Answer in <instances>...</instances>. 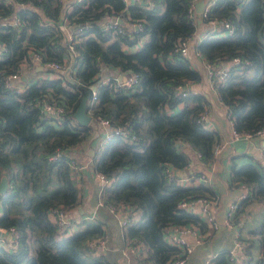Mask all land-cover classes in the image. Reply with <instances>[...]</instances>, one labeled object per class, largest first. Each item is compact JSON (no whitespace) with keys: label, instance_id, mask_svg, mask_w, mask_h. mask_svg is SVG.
Returning <instances> with one entry per match:
<instances>
[{"label":"trees","instance_id":"obj_1","mask_svg":"<svg viewBox=\"0 0 264 264\" xmlns=\"http://www.w3.org/2000/svg\"><path fill=\"white\" fill-rule=\"evenodd\" d=\"M191 3L0 0V178H9L8 191L0 194V229L15 228L20 234L16 248L0 245V264H117L107 255L94 256L87 246L107 231L110 221L104 214L80 218L70 232L48 215L52 208L80 205L73 164L81 161L73 149L90 140L101 118L110 121L112 133L95 149L90 166L114 178L101 193L103 206L108 211L109 205L126 206L131 213L122 234L126 246L143 244L137 264H170L179 256L181 248L166 238L172 226L195 224L202 233L210 229L199 214L180 205L199 198L219 205L214 184L184 185L168 170L169 165L187 167L192 153L211 164L221 141L202 117L208 96L178 92L180 85L202 78L190 57L177 49L196 30ZM218 18L230 20L234 32L210 30L196 50L211 65L240 59L230 64L224 80L213 76L212 83L234 129L255 135L264 127V0H216L203 19ZM65 19L74 27L70 40L62 27ZM132 22L140 27L131 29ZM34 53L44 69L28 76L24 86L9 85L10 74L20 77L36 67ZM48 62L68 67L58 70ZM104 64L136 73L137 81L127 87L116 76L106 79ZM84 97L88 124L75 116ZM44 101L55 109L45 111ZM230 185L247 189L236 202L237 224L251 202L264 207V157L234 160ZM241 240L250 256L260 248L257 264H264V221ZM228 255L222 251L209 264H234Z\"/></svg>","mask_w":264,"mask_h":264},{"label":"crops","instance_id":"obj_2","mask_svg":"<svg viewBox=\"0 0 264 264\" xmlns=\"http://www.w3.org/2000/svg\"><path fill=\"white\" fill-rule=\"evenodd\" d=\"M215 27L216 26L212 25L210 22L205 21L201 16H198L196 30L193 36L189 39L188 56L191 59L192 65L202 72V78L199 81L191 82L189 86L192 90L204 93L208 96L210 100V105L206 116L208 127L218 132L220 140L222 142H225V146L221 149L218 155H216L214 161L211 164H204L199 159L198 154L192 153L189 165L185 168H174V171L179 176L191 174L201 176L203 177V179L211 180V183L214 184L215 188L218 191L219 207H217L216 213L217 218L221 219L224 210L232 202H237L240 196V190L238 188H232L230 185V171L233 161L235 160L238 163H243L246 161L254 160L257 156L261 157V155H258L256 154V152H254V149L256 146L257 148H263L264 145L261 139L263 135H260L261 137L244 135H240L239 137L234 136L232 123L227 111V107L220 100L218 92L212 84L205 58L198 52V50H196V45L198 44V42L210 30H214ZM63 29L66 32V38L69 39L72 31H70L67 27ZM135 46L136 45L132 46V48H135ZM39 69H44V67L38 60H36V67L33 69V71L37 72V70ZM115 72L116 71H112V74H107L104 73L103 70L102 75L105 78L116 76L118 79H120L121 75H124L125 77L129 73L119 68L117 69V73ZM28 76H30V74L28 73V71H26L25 74H22L20 75V77L14 79V84L18 86H24L25 81L28 80ZM34 76H36V74L31 75L30 79L34 78ZM105 130L106 128L102 124H95L94 132L90 140L86 143H83L81 146H76L73 149V154L81 161V163H84V167L80 169L79 176H77L76 178L78 179V186L80 187V195L82 197V201L79 206L71 209L72 211L70 212V217L74 222L73 226L75 229L76 222L80 218H89L95 216L97 217L99 215L98 212L104 214L105 217L109 218L110 224L109 227L106 226V232L108 234V248L101 255H107L111 258V260L116 261L117 264H137L134 254L130 250L125 251L123 249L125 241L122 234V228H120L121 226L117 218L114 215L112 216V212L110 210L109 212L105 206L98 203L101 193V183L96 177L94 169L91 167V159L95 152V149L102 142L107 141L103 140ZM261 208L264 210L263 206ZM1 211L2 206L0 201V212ZM248 219L253 220V216H249ZM263 221L264 217L260 219V222H258V224ZM232 233L234 234V237L230 249H227L228 247H221L223 245L221 244V238L219 239V237L224 235H231ZM235 233L236 229L234 227H222L218 231H208V234L210 235L208 236L207 241L204 244L200 245L201 250L199 252L201 254H204V252H208L207 257L213 255L212 257L215 258L216 255H218L222 251L226 252L233 250L235 248ZM242 234L244 236L245 233L242 232ZM216 237L220 240V243H218L217 247H214V245L211 244L210 251H207L209 248L207 243H209L211 239H214ZM6 238H8V236ZM258 252H260V248L256 246V250H253V253L249 257V261L247 262V264H252V261L254 262V264L258 263L260 256Z\"/></svg>","mask_w":264,"mask_h":264},{"label":"built area","instance_id":"obj_3","mask_svg":"<svg viewBox=\"0 0 264 264\" xmlns=\"http://www.w3.org/2000/svg\"><path fill=\"white\" fill-rule=\"evenodd\" d=\"M125 1L127 3H134L135 1H138V0H125ZM139 1L143 2L144 0H139ZM197 1L198 0H192V3L190 5V14L196 25H197L198 16H201L202 18L205 17L207 15V11L211 8L212 5L216 3V0H204L205 1L204 7L201 12H198L196 8ZM119 18H122V17H118L117 21H119ZM13 21L19 22V18H16V19L14 18ZM207 22H210L212 25L216 26L214 30H219V32L222 34L229 35L234 32L233 24L231 23L230 20L226 18L212 19ZM128 26L131 29H138L140 27V23L132 22V23H128ZM62 27L63 28L67 27L69 28L70 31H73L74 29V27L70 25L66 19L64 23L62 24ZM71 27H73L72 30H71ZM70 39H72V32L68 40ZM138 44H136V46ZM177 49L180 50L183 54L188 55L189 39H181L177 45ZM34 58L39 61L41 56L38 53H34ZM239 61L240 59L238 57H234L231 62H221L217 66L211 65L210 63L207 62L208 73H209L211 80L213 76H216L219 80H224L229 72L230 64L234 62H239ZM47 65L52 68H56L58 70H65L68 67L67 65L61 64L59 62H48ZM18 77H19L18 73H14L12 75L10 74L8 76V84L9 85L12 83L14 84V79ZM137 78H138V75L132 72V73H128V75L124 79H118V78L117 79L118 81L123 82L127 87H132L134 82L137 81ZM106 79H109V78H106ZM190 84L191 82L187 83L186 85H180L178 88V92L183 95L187 94V92L192 90L189 86ZM194 92H197V91H194ZM93 93L95 94L96 92L94 91ZM43 108L45 109V111H51L55 109L54 105L47 101H44ZM56 109L57 111L62 110L61 107H57ZM206 116H207V113H204L202 115L203 119L206 121V124H207ZM100 123L106 128L105 133H104V139H103L105 141L111 136V133H112L110 121L106 118H101ZM231 123H232V120H231ZM232 129H233V134L235 137H239L240 135H244V136L264 135V127L259 129L255 135L248 133V132H245V133L238 132L236 129H234L233 123H232ZM224 146H225V142L220 141L216 143L214 147L215 155H218V153L221 151V149ZM260 155L261 157H264V148L261 149ZM73 167H74V176L77 178V176H79L80 169L84 167V163H81V162L79 163L78 161H76L74 162ZM174 168H177V167L169 165L168 167L169 176L176 175L177 177H179V181L181 184L189 185V184L199 183L201 181L211 182L210 179H203V177L197 176V175L187 174L185 176H179L174 171ZM95 175L101 183V190H100L101 193L103 192L105 187H109L113 184L114 178L109 177L105 173L95 171ZM238 189L240 190V196L244 197L245 193H247V189L243 186L239 187ZM101 193L99 196L98 203L101 205H104L101 199ZM108 207L110 211L113 213V215L117 218L121 228L123 229L124 225L127 222L128 216L131 214L129 209L126 206H119L118 208H116L115 206L109 205ZM180 207L183 209L190 210L192 213L199 214L203 218V220L208 224L209 228H212L215 231H218L222 227H228V228L234 227L236 229V234H235L236 243H235V248L229 252V255H228L229 259L234 264H244V260L249 259L250 255H248V251L246 247L247 244L244 241H242L240 238L241 231H240L239 225L242 223V220H240V222L237 224L234 222L235 220L233 216L237 209L236 202H232L224 210V213L221 219L217 218V214L215 212V208L219 207L218 202L216 201H210V200L199 198L197 200L183 202L180 205ZM71 211H72L71 209H65L63 207H56V208H52L51 210H49L48 215L52 221L57 223L59 228L69 229V232H70L74 229V226H73L74 222L70 217ZM4 232H5L4 236H0V245L5 246L7 249L16 248L19 245V240H20L19 232L15 228H11L9 231H4ZM203 234L205 233H202L200 227L195 224H186L182 226L177 225V226H172L168 228V231L166 234L167 240L173 245L179 246L181 248V252L179 256L174 261H171L170 264H184L187 256L193 251L194 246L202 242ZM7 236L8 238H6ZM107 241H108V234L105 231L102 236L92 239V240H88L87 246L90 248V251L94 254V256H101V254L104 253L106 249L108 248ZM142 247H143L142 243H137L134 246L124 245L123 249L125 251L130 250L134 254V256H136L141 253ZM210 261L211 260L207 258L206 264H209Z\"/></svg>","mask_w":264,"mask_h":264},{"label":"rangeland","instance_id":"obj_4","mask_svg":"<svg viewBox=\"0 0 264 264\" xmlns=\"http://www.w3.org/2000/svg\"><path fill=\"white\" fill-rule=\"evenodd\" d=\"M103 70H104V73H107V74H112V71H116L115 73H117L116 68L111 67V66L106 65V64H104ZM28 73L30 74V76L36 74V72H34L33 69H29ZM258 137H261V136H258ZM261 139H262V143L264 145V135L261 137ZM261 148L260 147L257 148V146H256L254 149V152H256V154L260 155ZM261 207H262V203L255 201L253 203L251 202L246 207V209L243 210V212H242L243 218H242V224L240 227V231L242 229V232L245 233L244 238L247 237V230L256 227L258 225V222H260V219L262 217H264V210ZM215 212H217V207L215 208ZM249 216H251V217L253 216V220L248 219ZM208 231H215V230L210 228L207 230V232H205V234H203L202 242L199 244H196L194 246L193 251L187 256L184 264H206L207 258H209V260H212L213 255L207 257L208 252L207 253L204 252V254H201L199 252L201 250L200 245L204 244L207 241L208 236L210 235V234H208ZM242 232H241V234H242ZM242 236H243V234H242ZM242 236H240V238H242ZM233 237H234L233 233L231 235L220 236L219 239L221 238V244L223 245L221 247H225V248L228 247L227 249H230ZM219 239L217 237L214 239H211L209 241V243H207V245L209 246L207 251H210V245L211 244H213L214 247H217L218 243H220ZM235 243H236V241L234 240V246H235ZM254 250H256V249H254ZM258 254H260V252H258ZM251 263L254 264L253 261Z\"/></svg>","mask_w":264,"mask_h":264},{"label":"water","instance_id":"obj_5","mask_svg":"<svg viewBox=\"0 0 264 264\" xmlns=\"http://www.w3.org/2000/svg\"><path fill=\"white\" fill-rule=\"evenodd\" d=\"M204 2H205L204 0H198L197 1L196 8H197L198 12L202 11V9L204 7ZM119 21H122V18H119ZM72 29H73V27H71V30ZM125 77H124V75H121L120 79H123ZM86 108H87V101H86V97H84L81 100V102H80V104H79V106L75 112V116L83 124H88L91 120V115L87 112ZM177 144H179V142H177ZM8 188H9V178L7 175H2V177L0 178V194L1 195L5 194L8 191ZM4 234H5V232L0 229V236H4Z\"/></svg>","mask_w":264,"mask_h":264}]
</instances>
